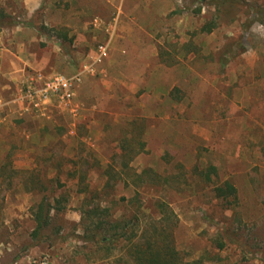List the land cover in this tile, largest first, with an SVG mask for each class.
Here are the masks:
<instances>
[{
	"label": "rangeland",
	"instance_id": "obj_1",
	"mask_svg": "<svg viewBox=\"0 0 264 264\" xmlns=\"http://www.w3.org/2000/svg\"><path fill=\"white\" fill-rule=\"evenodd\" d=\"M54 72L80 74L73 110H26ZM42 195L64 207L35 237ZM157 235L264 264V0H0V264L134 263Z\"/></svg>",
	"mask_w": 264,
	"mask_h": 264
},
{
	"label": "trees",
	"instance_id": "obj_2",
	"mask_svg": "<svg viewBox=\"0 0 264 264\" xmlns=\"http://www.w3.org/2000/svg\"><path fill=\"white\" fill-rule=\"evenodd\" d=\"M207 30L211 29L209 28ZM215 170V166L210 164L204 168H196V173L199 177L208 182L211 181V175L215 174ZM213 191L216 197L224 199L228 197L235 198L236 196V188L228 180L223 181L220 185H215L213 187ZM64 200L65 197L60 195L59 197L53 198L51 202L47 195H42L38 202L35 203L33 209L35 227L32 232L35 237L39 236L41 231L50 223L51 211L54 210L57 213L64 207ZM98 223L99 228L105 232H109L107 240H113L120 234H123L127 225V223L120 225L122 232H118L115 224H111L110 227H106L103 226L101 222ZM128 252L129 255L132 256L134 263L128 262L126 264H202V260L200 258L192 261H183L178 257L174 248L167 242H164L163 239L158 237V235L154 238L153 236L149 239L147 238V240L141 244L131 243V247L128 248Z\"/></svg>",
	"mask_w": 264,
	"mask_h": 264
},
{
	"label": "built area",
	"instance_id": "obj_3",
	"mask_svg": "<svg viewBox=\"0 0 264 264\" xmlns=\"http://www.w3.org/2000/svg\"><path fill=\"white\" fill-rule=\"evenodd\" d=\"M105 54L106 46H100L99 57ZM80 79V74L70 76L60 72L47 76L35 75L23 83L18 100L26 106V110L40 111L50 104H55L61 109L72 111V100Z\"/></svg>",
	"mask_w": 264,
	"mask_h": 264
}]
</instances>
